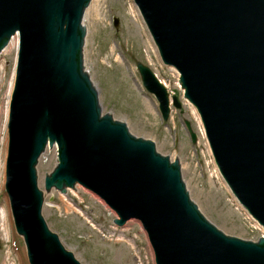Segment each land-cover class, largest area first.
<instances>
[{"label":"water","instance_id":"water-1","mask_svg":"<svg viewBox=\"0 0 264 264\" xmlns=\"http://www.w3.org/2000/svg\"><path fill=\"white\" fill-rule=\"evenodd\" d=\"M91 2L0 0V54L19 38L5 189L29 263L81 264L43 217L52 190L65 195L81 186L117 215L118 228L141 223L156 264H264V237L242 240L217 229L191 200L179 158L162 156L153 142L102 113L84 65ZM134 2L199 114L219 173L264 231V0ZM137 69L168 121L171 100L182 108L179 93L170 99L150 68ZM54 148L42 191L37 166Z\"/></svg>","mask_w":264,"mask_h":264},{"label":"rangeland","instance_id":"rangeland-1","mask_svg":"<svg viewBox=\"0 0 264 264\" xmlns=\"http://www.w3.org/2000/svg\"><path fill=\"white\" fill-rule=\"evenodd\" d=\"M98 3L100 12L96 22L87 12L90 6L84 16V65L96 87L102 113L126 124L133 136L153 142L162 156L171 161L179 158L182 179L191 200L217 229L230 237L257 241L264 232L221 177L200 117L183 97L178 72L163 64L159 52L157 58L149 51L152 62L148 60L147 43L156 45L134 0H98ZM131 7L135 13H130ZM116 18L118 29L114 26ZM14 58L15 53L0 57V163L4 164V193L0 194V264H29L5 190L8 119L4 149L2 131ZM137 63L150 68L171 96L175 91L179 93L182 108L172 107L167 122L162 119L156 98L144 88ZM187 123L197 137L196 144L191 141ZM56 157L53 149H47L39 161L37 173L42 191H45V173L54 168ZM75 189L77 192L71 189L65 195L55 190L46 195L43 217L81 264H155L153 249L140 222L131 220L118 228L114 224L117 215L102 200L81 186ZM4 196L8 200L9 223L4 221Z\"/></svg>","mask_w":264,"mask_h":264},{"label":"bare ground","instance_id":"bare-ground-1","mask_svg":"<svg viewBox=\"0 0 264 264\" xmlns=\"http://www.w3.org/2000/svg\"><path fill=\"white\" fill-rule=\"evenodd\" d=\"M89 8V7H88ZM87 12L90 13V15L92 16V19L94 22H96V20H98V16H99V12H100V6L98 3V0H92V3L90 5V8L87 10ZM135 13L133 8L131 7L130 9V13ZM86 14V12H85ZM18 47H19V38L18 36H15L14 38H12V40L10 41V43L8 44V46L4 49V51L1 53V56L5 57V56H9L13 53H15V58H14V64H13V72H12V76H11V80L8 86V90H7V94H6V98H7V102H6V107H5V122L3 124V128L4 130L2 131V135H4V138L2 140L3 142V149L6 146V140H7V129H6V124H7V119H8V112H9V99L11 96V92L13 90V86H14V78H15V63H16V59H17V55H18ZM151 51L157 58H159L158 56V51L156 49V47L148 42L147 43V53L148 56L150 55ZM113 53V50H112ZM0 56V57H1ZM149 61L152 62L150 56H149ZM201 134L203 135V132L201 130ZM54 152H56L55 149H53ZM4 176V164L0 163V194L4 193L3 190V186H2V177ZM3 214H4V221H7L6 223H9V214H8V200L6 198V196H4V202H3Z\"/></svg>","mask_w":264,"mask_h":264}]
</instances>
